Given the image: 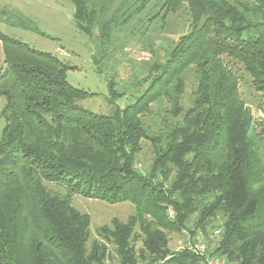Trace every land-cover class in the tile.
<instances>
[{
  "label": "trees",
  "instance_id": "1",
  "mask_svg": "<svg viewBox=\"0 0 264 264\" xmlns=\"http://www.w3.org/2000/svg\"><path fill=\"white\" fill-rule=\"evenodd\" d=\"M68 1L75 28L86 37L97 29L103 40L120 24L118 11L128 23L152 0H121L105 22L113 0ZM250 1L160 0L151 19L185 8L187 31L138 84L132 104L119 108L124 94L107 83V114L79 105L88 94L66 81L67 64L0 33V264H103L106 246L88 244L90 221L72 207L74 195L134 206L126 223L98 233L119 264H201L181 247L170 252L168 235L186 230L197 239L218 212L225 220L216 243L202 238L209 254L264 264V103L254 119L239 93L244 73L250 94L264 98V0ZM142 141L155 156L145 174L135 167Z\"/></svg>",
  "mask_w": 264,
  "mask_h": 264
},
{
  "label": "rangeland",
  "instance_id": "2",
  "mask_svg": "<svg viewBox=\"0 0 264 264\" xmlns=\"http://www.w3.org/2000/svg\"><path fill=\"white\" fill-rule=\"evenodd\" d=\"M239 1L252 3L250 0ZM120 2L121 0L112 1L109 10L101 18L102 22L109 20L118 9ZM159 4L160 0H152L144 11L133 15V19L128 23L125 22L128 20L127 16L123 15L121 10L118 11L115 19L120 24L100 40L98 37L101 38V35L98 34L97 29L93 31L91 37H86L75 28L72 19L73 7L68 0H0V33L27 44L32 49L49 53L67 64L71 69L66 73V81L74 88L88 94L86 100L81 101L79 105L87 111L107 114L112 109L109 104L107 83H112L118 94H124V97L115 103L119 108L132 104L138 96V84L148 76L155 65L167 58L169 51L187 31L189 20L185 8L166 14L160 11L157 19H151L154 13L159 11ZM115 19L113 18V21H116ZM35 29L46 37L33 33ZM3 59L0 43V70L3 68ZM241 76L240 96L254 119L263 117L260 108L264 98L250 94L249 78L244 73ZM4 106L5 97L1 95L0 141L5 126L2 116ZM144 121L146 125L153 127L150 119L145 117ZM154 157L149 142L142 141L141 150L135 157L136 169L143 174L147 173ZM168 167L174 172L172 165ZM171 175L174 176L173 173ZM43 184L52 194L63 196L65 193L61 186L47 182ZM71 203L74 209L89 218L88 244L96 241L106 246L103 264H119L114 245L98 233L101 228L112 229L114 220L126 223L135 215L134 206L129 202L108 204L79 195L72 196ZM200 205H204V202ZM199 217L198 213L191 215L186 222L187 228L194 230L193 226ZM224 220V215L218 212L215 217L209 219L207 230L204 233L198 231L196 236L202 237L209 246L213 247L217 239L212 240L210 236L215 229H220ZM186 234V230L169 234L168 250L170 252L180 250ZM133 235L135 241H131L136 252H139L142 235L138 229L134 230Z\"/></svg>",
  "mask_w": 264,
  "mask_h": 264
},
{
  "label": "built area",
  "instance_id": "3",
  "mask_svg": "<svg viewBox=\"0 0 264 264\" xmlns=\"http://www.w3.org/2000/svg\"><path fill=\"white\" fill-rule=\"evenodd\" d=\"M220 232L221 229H215L210 238H218ZM181 248L197 256L200 259L201 264H226V261L223 258L209 254L208 247L202 240V237L195 239L189 234H186L182 241Z\"/></svg>",
  "mask_w": 264,
  "mask_h": 264
}]
</instances>
